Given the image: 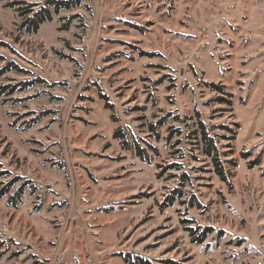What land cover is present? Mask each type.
<instances>
[{"label": "rangeland", "instance_id": "obj_1", "mask_svg": "<svg viewBox=\"0 0 264 264\" xmlns=\"http://www.w3.org/2000/svg\"><path fill=\"white\" fill-rule=\"evenodd\" d=\"M44 1L0 0V72L22 71L0 76V264H264V0H81L20 30Z\"/></svg>", "mask_w": 264, "mask_h": 264}, {"label": "trees", "instance_id": "obj_2", "mask_svg": "<svg viewBox=\"0 0 264 264\" xmlns=\"http://www.w3.org/2000/svg\"><path fill=\"white\" fill-rule=\"evenodd\" d=\"M81 2H82L81 0H45L43 3V6L39 8L38 10L33 11V15L31 17L29 15H30V12L32 11L29 12V10L27 11L23 9L24 12L20 14V17H23L24 21L21 23V25H19V29L24 30L26 33H29V34L36 33L39 29L40 24L44 23L45 21L51 20L52 11L54 14L57 15L60 13V11L74 10L81 5ZM7 6L9 8H14L15 3L11 2ZM17 11H19V9H17ZM64 29L65 30L67 29V25L64 26ZM12 70L15 72H22L21 69L18 68L17 65L8 63L4 67V69L0 72V76L4 71H12ZM32 84L34 83H32L31 81L21 83L24 89L28 88ZM206 86L210 88L213 92H216L218 94H221L222 96H225V97L217 98L214 101H216L217 103L221 105L227 106L228 110H231L232 101L230 100V98H232L233 96L230 93L225 92V88L223 86L214 84V83H206ZM5 89L6 87H0V96L4 94ZM105 108L108 110H111V105H106ZM196 117H197V128H198L199 140L201 144L202 153L207 158H209L210 161L212 162L215 173L217 174L219 179L225 184L230 185V181H229L230 169L225 167L224 164L225 162H227L226 164H232L231 167H234L236 165L233 161H230V160L223 161L222 156L225 153H221L219 151L217 139L211 133L212 128H209L203 121H201V117L198 112L196 113ZM151 130L152 131L154 130L153 126H151ZM114 138L120 140L124 148L128 147L127 142L124 141V138H125L124 133L121 130L117 129L114 132ZM143 153L144 152L139 147H137V155L140 158H143ZM242 158L247 159V155L242 154ZM257 165H259V157H257V159L253 161L247 162L248 169H252ZM173 166L174 165L170 166L169 168H174ZM182 179L183 181H187L185 174L182 175ZM9 186L10 185L5 186V188L0 191V198H2L8 192ZM180 196H181V192L178 189L173 190L172 194L168 197V201L172 203L176 197H180ZM190 202H191L190 206L194 204L193 201H190ZM186 222L188 221H183V223H186ZM186 230L191 236L193 243H196V244L203 243L205 238L211 235L214 231L211 228H204L202 229V232H200V234L197 236L196 229L187 227ZM124 261L127 264H150L147 260H143L141 258H137V260L135 261L130 260L129 257H127V255L124 256Z\"/></svg>", "mask_w": 264, "mask_h": 264}, {"label": "built area", "instance_id": "obj_3", "mask_svg": "<svg viewBox=\"0 0 264 264\" xmlns=\"http://www.w3.org/2000/svg\"><path fill=\"white\" fill-rule=\"evenodd\" d=\"M3 229L2 230H5L6 228H5V226L4 227H2Z\"/></svg>", "mask_w": 264, "mask_h": 264}]
</instances>
